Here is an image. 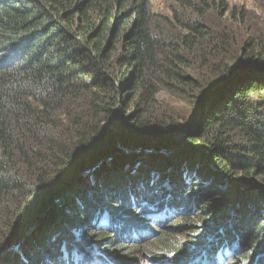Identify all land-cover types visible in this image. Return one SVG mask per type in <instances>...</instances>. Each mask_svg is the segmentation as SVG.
Here are the masks:
<instances>
[{
    "label": "trees",
    "instance_id": "obj_1",
    "mask_svg": "<svg viewBox=\"0 0 264 264\" xmlns=\"http://www.w3.org/2000/svg\"><path fill=\"white\" fill-rule=\"evenodd\" d=\"M167 4L164 15L149 0H0V264H81L91 243L86 264H264V28L247 31L246 10L226 0ZM161 91L194 102L187 151L174 141L187 122L151 125ZM160 147L177 151L125 156ZM107 154L114 164L74 179L64 210L48 208L67 176ZM196 208L198 221L182 218L187 241L153 230V216ZM60 217L83 223L77 235Z\"/></svg>",
    "mask_w": 264,
    "mask_h": 264
},
{
    "label": "rangeland",
    "instance_id": "obj_2",
    "mask_svg": "<svg viewBox=\"0 0 264 264\" xmlns=\"http://www.w3.org/2000/svg\"><path fill=\"white\" fill-rule=\"evenodd\" d=\"M229 9L236 7L238 10L241 9H245L246 13H247V25H246V29L248 28L247 31H254V30H260L262 28H264V0H226ZM149 4H150V8L151 11L153 13H158V14H164V15H168L169 11H168V4H167V0H149ZM217 16H219L217 13L213 12V17L217 18ZM228 18V14L225 15V19ZM234 25V24H233ZM235 27V26H233ZM244 28V29H245ZM209 88V87H208ZM187 93V92H186ZM180 94L177 96H168L167 93H165L164 91H161L157 96L156 99L154 101V104L149 106L148 109V117H151L153 120H151V125L157 129L160 126H167L170 125V122L173 121L174 123H185L187 122L189 126L185 127V130H183L180 135L179 138L174 139V141L178 144L179 148L178 149H183L186 150L188 149L187 143L183 142V138L185 137V135H187V133H189V128L193 127L195 125V121L193 119H190L188 117V113L191 110V108L194 105V102L190 103L186 100V96L187 94ZM135 102L134 100L132 101V103L129 104V106L125 109L127 111V113L132 114L133 110L135 109ZM116 113V112H115ZM115 116H117L115 114ZM112 116V120L109 123V125H106V127L111 128L112 126L116 127V124L118 123V117ZM170 121V122H169ZM193 122V123H192ZM160 123H163V125H160ZM184 133V134H183ZM184 135V137H183ZM177 151V149H167L166 147H160L156 150H148L145 152H142L140 150L136 151L133 154H127L125 156H134V155H140L141 157H135L134 161H133V165L136 164V162H139L141 158H144L143 154H145L148 158L146 160L151 161L153 158L157 159L156 157H159V159L162 158V160H170L173 158V153ZM147 152V153H146ZM185 152V151H184ZM153 153V154H152ZM230 155H233L230 153ZM143 156V157H142ZM235 158V157H234ZM143 160V159H142ZM141 160V161H142ZM115 162V159L112 158L110 161H105L103 163V166L109 167L110 164L113 165ZM141 163V162H140ZM125 166V165H124ZM129 168H131V166L129 165ZM54 169L50 170V173L48 172V174L50 175V178H53L55 176V171L53 172ZM52 172V173H51ZM91 172L87 173L83 178L86 180H88V178L91 176L90 175ZM77 180H74L70 186L68 188L65 189V191L61 194V196L57 199L55 205L56 208H60L62 207L64 210L65 209V204L62 203L64 198H62L63 196H65V198L67 199V197L69 196H73L72 192H71V188L74 185V182H76ZM198 179L194 178L193 183H197ZM165 183V187L169 188V184L167 185V183H169V180ZM163 183V184H164ZM85 184V183H84ZM89 184L92 185V182L89 181ZM219 183H217L216 185H218ZM84 186V185H83ZM80 191H84L85 194H87L85 189H81ZM69 194V196H66L64 194ZM157 193V191H155ZM157 195H159V193H157ZM162 194H160L159 196H161ZM161 198V197H160ZM24 199V198H23ZM164 200L161 199L160 202ZM25 204V203H24ZM168 208V207H166ZM178 209V208H177ZM60 210V209H59ZM164 210V209H163ZM161 210V211H163ZM179 210V209H178ZM187 210H185L186 212ZM134 212L136 214H139V210L135 209ZM188 214H181L179 216H177L176 214H171L170 216H164V217H159V216H153V218H157L156 221H158L159 223H162L163 220V224L162 226H156V225H152L153 226V230L155 232L161 231L163 230L164 227H168L170 233L174 236L172 238V243H183L184 241H187L190 237H188L189 235L192 234V230H190L188 228V224H183L182 223V218H189V219H194L197 220L198 216L200 215L199 209H191L188 211ZM187 213V212H186ZM154 214H156V212H154ZM62 228H65L66 230H69L68 232H70L71 235H77V230L76 228L83 226V223L78 220H75L74 223L70 226L68 223H66L62 218ZM201 218V216H200ZM198 221V220H197ZM47 225L51 226L49 227V229H46L49 231L50 234H52V237L55 240V243H59V231L58 228L55 224V222L50 221ZM38 230V231H37ZM37 230L35 229L34 232H36V235L38 233H40V231L42 230L41 225L38 226ZM43 232V231H42ZM45 232V230H44ZM46 234V232L44 233ZM61 247L62 243H59ZM22 246V245H21ZM98 249L95 247V244L91 243L89 246V249H87V253L85 254V258L88 257V261H93V262H97L98 260ZM219 254L216 255V257H218ZM85 258H83V261L81 262V264H86ZM75 259H73L74 261ZM204 263L202 264H216L215 262H213V260L208 259L207 257L203 259ZM202 260H200L201 262ZM161 261H150V260H146L145 258L139 259L137 264H166V263H160ZM225 263V262H224ZM223 263V264H224ZM200 264V263H199ZM235 264V263H233Z\"/></svg>",
    "mask_w": 264,
    "mask_h": 264
},
{
    "label": "water",
    "instance_id": "obj_3",
    "mask_svg": "<svg viewBox=\"0 0 264 264\" xmlns=\"http://www.w3.org/2000/svg\"><path fill=\"white\" fill-rule=\"evenodd\" d=\"M247 74V69H241L239 71H236L234 72L230 79L228 80V83L225 85V86H218L212 93H210L204 100H202L200 103V107L202 105H205V104H210L211 102H213L217 97L218 95L223 91L225 90V88L227 86H229L235 79H238V78H241V77H244L245 75ZM112 128L117 132L118 129L115 127V126H112ZM116 154V153H115ZM112 154H107L105 156H102L101 158L97 159V160H94L92 162H89L85 165H82L80 167H78L74 172L73 174L67 176L64 181L62 182L61 186L58 188V192L57 194L53 197L52 199V202H50L48 204V208H50L56 201L57 199L61 196V194L63 193V191L66 189V187L71 184L73 182L74 179H76L79 175L85 173L86 171L88 170H91V168H95V166H98L100 164H102L103 162L106 161V159L108 157H110ZM43 214L40 215V217L42 216ZM38 219L36 218L34 220V222L30 225V227L34 226V223L37 221ZM12 247V245L10 246ZM9 247V248H10Z\"/></svg>",
    "mask_w": 264,
    "mask_h": 264
}]
</instances>
